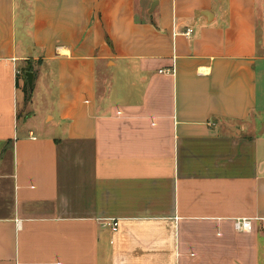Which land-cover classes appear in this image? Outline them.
<instances>
[{"label":"crops","instance_id":"0c3cea01","mask_svg":"<svg viewBox=\"0 0 264 264\" xmlns=\"http://www.w3.org/2000/svg\"><path fill=\"white\" fill-rule=\"evenodd\" d=\"M260 77L264 0H0V264H264Z\"/></svg>","mask_w":264,"mask_h":264},{"label":"rangeland","instance_id":"374dc122","mask_svg":"<svg viewBox=\"0 0 264 264\" xmlns=\"http://www.w3.org/2000/svg\"><path fill=\"white\" fill-rule=\"evenodd\" d=\"M23 70L27 68L33 67L37 68L38 65L33 62H30L27 65H22ZM21 73V72H20ZM24 72L22 73L21 77L24 79L23 76ZM21 86V93L19 96V122L18 125L22 129L24 123L26 121L31 123L32 130L36 134H40L41 126L44 124L46 120V115L51 108H54V96H55V90H54V76L51 74L46 77V81L43 84L41 80L35 79L33 81V87L31 90V94L28 96L29 99H26V95L24 92V84L25 81L22 82ZM258 87H259V93L262 89H264V78L261 79V77L258 79Z\"/></svg>","mask_w":264,"mask_h":264},{"label":"built area","instance_id":"2783aa9c","mask_svg":"<svg viewBox=\"0 0 264 264\" xmlns=\"http://www.w3.org/2000/svg\"><path fill=\"white\" fill-rule=\"evenodd\" d=\"M192 29L186 31V35H190ZM104 226L109 227L113 233L119 230V221L116 219H106L103 223ZM235 227L239 231H249L251 229V220L238 219L235 222Z\"/></svg>","mask_w":264,"mask_h":264},{"label":"trees","instance_id":"16d2710c","mask_svg":"<svg viewBox=\"0 0 264 264\" xmlns=\"http://www.w3.org/2000/svg\"><path fill=\"white\" fill-rule=\"evenodd\" d=\"M27 71H30V72H34V69H33V67H31V68H27V69H25L24 70V74H23V76H24V81H25V84H24V92H25V95H26V99H29V95L31 94V89L28 87V83H27V77L25 76V73L27 72Z\"/></svg>","mask_w":264,"mask_h":264},{"label":"water","instance_id":"95a60500","mask_svg":"<svg viewBox=\"0 0 264 264\" xmlns=\"http://www.w3.org/2000/svg\"><path fill=\"white\" fill-rule=\"evenodd\" d=\"M25 76L27 77L28 87L32 90L33 81H34V74H33V72L27 71L25 73Z\"/></svg>","mask_w":264,"mask_h":264}]
</instances>
